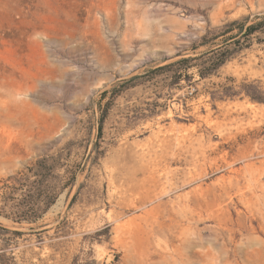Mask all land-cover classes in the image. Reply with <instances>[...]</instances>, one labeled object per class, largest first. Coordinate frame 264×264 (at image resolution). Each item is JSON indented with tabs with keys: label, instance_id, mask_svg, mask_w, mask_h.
Segmentation results:
<instances>
[{
	"label": "rangeland",
	"instance_id": "374dc122",
	"mask_svg": "<svg viewBox=\"0 0 264 264\" xmlns=\"http://www.w3.org/2000/svg\"><path fill=\"white\" fill-rule=\"evenodd\" d=\"M244 17L209 77L207 57L169 65ZM262 17L264 0H0V186L46 150L77 172L36 222L5 218L0 190V264H264Z\"/></svg>",
	"mask_w": 264,
	"mask_h": 264
},
{
	"label": "trees",
	"instance_id": "16d2710c",
	"mask_svg": "<svg viewBox=\"0 0 264 264\" xmlns=\"http://www.w3.org/2000/svg\"><path fill=\"white\" fill-rule=\"evenodd\" d=\"M249 17L234 20L227 24L222 33L211 34L208 30L202 37L200 45H207L205 53L193 58H182L169 64H181L190 60L206 58L207 65L197 66V72L201 79L209 77L214 71L222 66L229 56L226 54L230 40L238 37ZM261 19H264L262 17ZM262 25L261 21L254 22L246 29L242 36L253 34L257 27ZM237 26V32L226 36L221 42H213L217 37L229 34L233 27ZM211 35V36H209ZM215 47V48H214ZM210 57L208 58V55ZM101 123V120H100ZM67 156L62 150L45 152L31 159L23 168L8 176L0 190L4 198V209L6 214L2 215L14 223L36 222L56 202L60 194L67 191L69 195L73 188L77 172L67 162ZM3 255H0V258Z\"/></svg>",
	"mask_w": 264,
	"mask_h": 264
}]
</instances>
